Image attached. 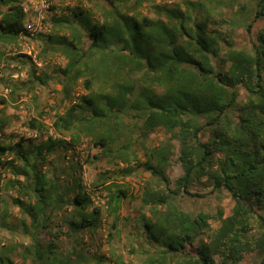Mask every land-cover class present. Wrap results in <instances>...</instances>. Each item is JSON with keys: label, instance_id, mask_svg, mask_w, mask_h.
I'll list each match as a JSON object with an SVG mask.
<instances>
[{"label": "trees", "instance_id": "obj_1", "mask_svg": "<svg viewBox=\"0 0 264 264\" xmlns=\"http://www.w3.org/2000/svg\"><path fill=\"white\" fill-rule=\"evenodd\" d=\"M145 4L156 17L141 9ZM95 5L67 7L51 15L49 32L35 33L22 0H0V44L37 37L47 44L39 60L49 63L50 48L66 58L55 73L69 104L63 111L57 106L52 125L41 110L23 121L30 134L21 133L16 141L0 135V226L9 224V203L21 211L15 229L29 238L22 263L58 257L63 233L75 238L59 264H90L94 255L104 262L102 254H87L85 235H95L113 216L108 240L113 239L128 189L114 180L116 171H100L93 184L106 192V208L95 203L80 161L68 154L76 155L88 140L100 148L95 158L125 163L119 170L124 176L135 169V159L165 183L145 185L141 193L140 264H243L252 253L264 264V0H97ZM240 25L250 47L236 39ZM19 57L32 66L30 82H49L52 75L38 72L31 55ZM8 103L0 93V134L13 122ZM132 111L141 137L158 130L166 135L146 149L143 160L133 143L117 145L124 116ZM175 156L184 173L172 181L168 171ZM58 160L67 165L58 169ZM198 178L207 179L212 191L231 194V214L224 217L222 209L194 214L182 207L183 196L205 195L193 189ZM4 188L15 195L1 201ZM215 218L221 221L217 227ZM13 252L2 244L0 264H14ZM112 256L108 264H138L123 254Z\"/></svg>", "mask_w": 264, "mask_h": 264}, {"label": "rangeland", "instance_id": "obj_2", "mask_svg": "<svg viewBox=\"0 0 264 264\" xmlns=\"http://www.w3.org/2000/svg\"><path fill=\"white\" fill-rule=\"evenodd\" d=\"M28 11L27 25L35 33L49 32V19L51 15L65 13L67 7L78 5L87 7H96L97 0H22ZM159 2L167 1L173 3L179 0H157ZM141 9L156 17V14L148 9L145 4ZM232 9H228L231 11ZM226 11L225 13H227ZM233 13V11H231ZM230 12V13H231ZM229 13V14H230ZM101 18L100 14H97ZM86 46L90 43L85 36ZM236 39L240 45H248L250 47V38L242 25L236 28ZM47 44L41 41L39 38H32L23 36L16 44H0V93L8 97L7 112L13 116V122L2 131V140L4 141H16L21 133L30 134L24 128L23 121L33 116H36L41 110L45 112V119L49 126L52 125L55 116V109L59 106L60 110H64V107L69 104L68 99L64 100L61 93V84L55 73L57 66L60 64L63 66L66 63V58L60 53H56L54 48H50L49 54L46 60L49 63L38 59L39 53L43 47ZM20 54H28L33 57L37 64V70L46 71L52 75L51 79L46 85L35 84L30 82L29 71L32 66L30 63H23ZM59 59L61 62H54ZM45 60V61H46ZM81 85H77V87ZM125 117L126 125L124 126V135L118 140L117 145L133 143L132 149L135 153L144 159V153L146 149H150L154 145H157L160 141L166 140V135L162 130H158L146 138L141 137L134 125L135 118L133 117V111L128 113ZM16 129L19 132H16ZM209 128H205V136L208 135ZM100 148L92 146L88 140L77 147V154L68 152L71 157H76L81 163L80 172L83 180L87 183V186L91 190H95L92 197L96 204L103 205L106 208L105 201L107 200L106 192H99L98 187L94 186V182L99 181L100 171H116L114 173V180L117 183L124 185L123 187L128 189L127 196L124 197L122 207L119 210L120 223L118 229L114 230V237L111 241L108 240V232L110 224L113 221V216H109L101 227L98 228L95 235L87 232V250L88 255L92 253H98L104 255V262L99 260L97 255H94L90 264H108L112 255L123 254L126 260H134L140 264L142 262V246L144 244L142 237V228L140 226V213L144 211L140 207L141 193L145 185L155 187H165V183L159 178L154 176L151 171L145 168V166H136L137 160L133 159V165L135 169L132 173L124 176L119 170L126 166L121 162L120 165L116 164L115 160L111 157L104 156L100 159L95 158L94 154L99 151ZM177 156L173 158L174 165L168 171L172 181L184 173L181 162L176 161ZM67 161H57V168L63 167ZM174 187V183L171 184ZM193 189L199 193H205L204 196H188L185 195L180 198L179 203L186 210L197 213L200 210H205L213 214H217L219 209L224 211V217L231 214L234 200L231 194L224 188L215 189L212 191V187L209 186V181L205 178L196 179L193 184ZM12 195H15V191L4 188L1 192V201L9 200ZM10 204L11 217L7 220L9 224L0 226V246L2 244L9 245L13 248V260L14 264H23L21 251L24 246L29 242V238L26 237L19 229H15V225H21V218L23 215L21 211ZM2 207V205H0ZM106 211L103 213V218L106 216ZM264 213V211L262 212ZM220 219L215 218L212 221L214 227L219 226ZM63 229H66L65 227ZM257 228H254L256 231ZM75 235L68 237L66 234H61L58 242V253L53 255L45 264H59L62 257L61 252L70 251L74 243ZM133 248V251H132ZM103 260V259H102ZM26 264H32L31 260H28ZM43 264V263H41ZM243 264H262L261 257L255 254H248Z\"/></svg>", "mask_w": 264, "mask_h": 264}, {"label": "built area", "instance_id": "obj_3", "mask_svg": "<svg viewBox=\"0 0 264 264\" xmlns=\"http://www.w3.org/2000/svg\"><path fill=\"white\" fill-rule=\"evenodd\" d=\"M55 62H58V63H60L61 61L59 60V59H57ZM76 99H74V101H75ZM16 132H19V130L18 129H16Z\"/></svg>", "mask_w": 264, "mask_h": 264}]
</instances>
